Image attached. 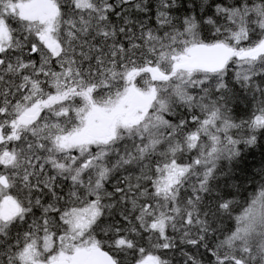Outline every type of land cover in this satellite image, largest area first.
<instances>
[{
    "label": "snow or ice",
    "instance_id": "snow-or-ice-1",
    "mask_svg": "<svg viewBox=\"0 0 264 264\" xmlns=\"http://www.w3.org/2000/svg\"><path fill=\"white\" fill-rule=\"evenodd\" d=\"M0 264H264V0H0Z\"/></svg>",
    "mask_w": 264,
    "mask_h": 264
}]
</instances>
